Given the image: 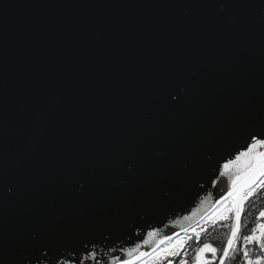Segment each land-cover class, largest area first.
<instances>
[{"label": "water", "instance_id": "water-1", "mask_svg": "<svg viewBox=\"0 0 264 264\" xmlns=\"http://www.w3.org/2000/svg\"><path fill=\"white\" fill-rule=\"evenodd\" d=\"M252 136L264 0H0V264L182 236Z\"/></svg>", "mask_w": 264, "mask_h": 264}, {"label": "snow or ice", "instance_id": "snow-or-ice-1", "mask_svg": "<svg viewBox=\"0 0 264 264\" xmlns=\"http://www.w3.org/2000/svg\"><path fill=\"white\" fill-rule=\"evenodd\" d=\"M262 149H264V136H252L251 141L245 145L244 151L237 152L234 158L227 159L221 166L222 171L218 169L220 177L230 178V187L226 194L207 211L205 220L213 223L230 221V235L222 252L218 253V249L210 243H204L197 248L192 264H215L217 259L219 264H226V261L237 255L242 264H264V223H257L250 230V234H240L245 202L252 196L257 182L259 185H264V150ZM213 186L215 187V184ZM262 218L264 211H261L257 217V219ZM192 234V236H181L180 233H175L159 236L156 231L148 232L142 245L122 250L126 258L116 256L113 264H189L185 251L187 243L193 236L197 241L200 238V232L196 231L195 227L192 228ZM253 249L257 252L254 253ZM88 257L95 261V264H101L94 250L89 251Z\"/></svg>", "mask_w": 264, "mask_h": 264}, {"label": "trees", "instance_id": "trees-1", "mask_svg": "<svg viewBox=\"0 0 264 264\" xmlns=\"http://www.w3.org/2000/svg\"><path fill=\"white\" fill-rule=\"evenodd\" d=\"M264 211V186L254 189L252 196L245 202L244 211L241 220V235L250 234V230L256 226L257 223H261L263 219L258 220L257 217L259 213ZM230 221L227 222H216L204 220L198 226H196V231L200 232L199 241L193 236L191 240L188 241L186 246V254L189 264H192L193 257L195 255V250L201 247L204 243H210L218 249V253L222 252L224 245L226 244L227 238L230 235ZM202 229H204L202 231ZM186 235L192 236V229L190 233ZM185 236V235H184ZM253 252H257L253 249ZM232 254L230 253V256ZM209 259L211 256L209 254ZM218 259L215 264H218ZM226 264H242L239 256L226 261Z\"/></svg>", "mask_w": 264, "mask_h": 264}, {"label": "rangeland", "instance_id": "rangeland-1", "mask_svg": "<svg viewBox=\"0 0 264 264\" xmlns=\"http://www.w3.org/2000/svg\"><path fill=\"white\" fill-rule=\"evenodd\" d=\"M262 186H264V185H259V182H257V185H255L254 189L260 188V187H262ZM261 223H264V219H263V221H262ZM190 231H191V230H190ZM190 231L186 232V233L183 234L182 236L186 235L187 233H190Z\"/></svg>", "mask_w": 264, "mask_h": 264}, {"label": "bare ground", "instance_id": "bare-ground-1", "mask_svg": "<svg viewBox=\"0 0 264 264\" xmlns=\"http://www.w3.org/2000/svg\"><path fill=\"white\" fill-rule=\"evenodd\" d=\"M186 232H183V234H185Z\"/></svg>", "mask_w": 264, "mask_h": 264}]
</instances>
